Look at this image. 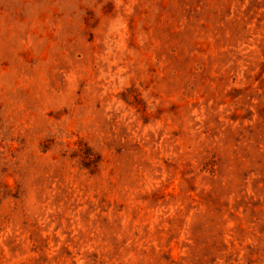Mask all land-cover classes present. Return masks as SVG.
I'll use <instances>...</instances> for the list:
<instances>
[{"label":"rangeland","instance_id":"374dc122","mask_svg":"<svg viewBox=\"0 0 264 264\" xmlns=\"http://www.w3.org/2000/svg\"><path fill=\"white\" fill-rule=\"evenodd\" d=\"M0 264H264V0H0Z\"/></svg>","mask_w":264,"mask_h":264}]
</instances>
